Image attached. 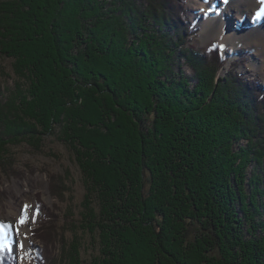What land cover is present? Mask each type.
I'll use <instances>...</instances> for the list:
<instances>
[{"label":"trees","instance_id":"1","mask_svg":"<svg viewBox=\"0 0 264 264\" xmlns=\"http://www.w3.org/2000/svg\"><path fill=\"white\" fill-rule=\"evenodd\" d=\"M185 13L184 0H0V60L25 82L0 84V168L17 138L58 136L92 197L98 264H264V87L237 72L243 58L222 76L230 52L190 46ZM37 204L34 264H76Z\"/></svg>","mask_w":264,"mask_h":264},{"label":"rangeland","instance_id":"2","mask_svg":"<svg viewBox=\"0 0 264 264\" xmlns=\"http://www.w3.org/2000/svg\"><path fill=\"white\" fill-rule=\"evenodd\" d=\"M184 1L188 23L194 28V31L188 37L189 45L203 50L210 43H219L221 51L224 54L230 52L231 57L220 70L222 76L227 75L230 71L231 61L243 58L245 62L236 68L237 72L243 77L247 76L250 80L258 79L259 86L264 87V63L257 68L252 66L255 50L250 49L244 43V51L241 50L235 53L233 45L223 44V41L217 36L205 39L203 36V25L194 20V15L190 10L191 0ZM217 3L219 4V1ZM262 12L264 13V10ZM18 22H21V20ZM231 22L232 29H236L237 21L232 20ZM11 62L7 59L0 60V84L2 85V90H6L8 87L12 89L13 86L25 83L22 79L16 77ZM181 70L182 73L191 77V83L196 80L194 79V71L188 68V65L183 60ZM22 91L20 89L19 92L22 93ZM7 94L9 95V93ZM11 94H13V98L16 97V88L11 90ZM21 140L17 138V145L14 147L9 146L11 157L6 165L7 171L0 168V221L13 225L11 228L12 232L10 229L7 230L10 233H8L5 243L10 246L6 249L14 256L15 264H34L35 247L43 246V243L38 238L34 240L31 233L45 218L44 213L38 208L37 201L39 199L44 203L45 208L56 215L57 226L53 225V229L56 230L60 247L72 244L75 247L77 246L78 253H75L77 258H74L76 264H98L100 259L98 236L95 232L84 228L86 226L85 217L89 215L88 211L93 209L92 197L91 199L89 196L86 198L87 191L82 181L81 169L74 155L66 145L61 143L56 135L49 136L47 140L41 141L40 147L29 146ZM251 169H253V166H250L249 170ZM50 174L54 175L52 180L58 193H56L57 195L52 194L50 190ZM263 182L264 178L262 181L264 189ZM16 185L26 188L25 196L16 191ZM85 198L90 200V203L85 204ZM26 204L30 206L28 209L29 218L28 222L23 226L28 236L23 234L25 246L22 251L20 248L22 237L17 232V228L20 230L22 225L16 223L18 220L14 222L8 219V215L13 214L16 217H20L23 206ZM37 208L39 209V215L35 216ZM261 210L264 213V206L261 207ZM34 216L35 222H33Z\"/></svg>","mask_w":264,"mask_h":264},{"label":"bare ground","instance_id":"3","mask_svg":"<svg viewBox=\"0 0 264 264\" xmlns=\"http://www.w3.org/2000/svg\"><path fill=\"white\" fill-rule=\"evenodd\" d=\"M217 1L219 4H216ZM190 10L194 20L203 25L205 39L217 36L223 44L233 45L235 53L244 51L245 43L250 49L255 50L253 68L264 63V13L262 12L264 0H227V3L225 0L223 2L221 0H191ZM258 13L261 19L258 18ZM232 20L237 21L236 29L231 27ZM15 189L22 196L26 195V188L16 185ZM8 219L15 222L19 217L9 214ZM8 233L10 232L7 231L5 239L8 238ZM19 233L24 243L23 237L27 233L23 225Z\"/></svg>","mask_w":264,"mask_h":264},{"label":"snow or ice","instance_id":"4","mask_svg":"<svg viewBox=\"0 0 264 264\" xmlns=\"http://www.w3.org/2000/svg\"><path fill=\"white\" fill-rule=\"evenodd\" d=\"M225 2L227 3V0H225ZM259 13L257 14L258 18H259ZM29 205H24L23 209L21 211L20 217L18 219V221L16 222L18 225H24L28 222V209H29ZM39 215V209L37 208L35 210V216ZM35 216L33 217V222H35ZM13 225L11 223H5L0 221V252H3L6 248H9L10 246L8 244L5 243V237L7 236V230L12 228ZM17 232L19 233V228H17ZM20 248L21 250L24 249V244L21 242L20 244ZM21 259H23V257H21Z\"/></svg>","mask_w":264,"mask_h":264}]
</instances>
